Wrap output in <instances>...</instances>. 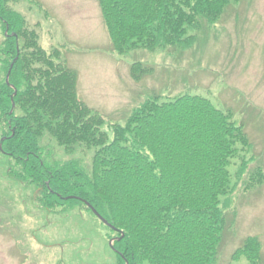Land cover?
<instances>
[{
    "label": "trees",
    "instance_id": "trees-1",
    "mask_svg": "<svg viewBox=\"0 0 264 264\" xmlns=\"http://www.w3.org/2000/svg\"><path fill=\"white\" fill-rule=\"evenodd\" d=\"M97 2L112 53L125 57L189 49L203 25L220 22L239 0ZM15 5L0 0V156L8 176L33 189V200L48 213L79 207L97 219L90 204L118 231L101 222L108 240L120 238L112 251L117 264H216L227 227L221 199L237 187L230 167L239 160V181L249 167L252 145L244 126L207 98L155 95L124 125L111 126L110 140L104 117L79 98L78 73L62 60L61 49H43ZM152 72L138 62L130 66L134 82ZM45 140L67 154L91 152L90 171L78 160L50 161ZM251 177L257 178L251 185L263 179L259 171ZM242 258L263 264L258 238L246 239L232 261Z\"/></svg>",
    "mask_w": 264,
    "mask_h": 264
},
{
    "label": "rangeland",
    "instance_id": "rangeland-1",
    "mask_svg": "<svg viewBox=\"0 0 264 264\" xmlns=\"http://www.w3.org/2000/svg\"><path fill=\"white\" fill-rule=\"evenodd\" d=\"M15 1L14 10L37 30L43 49H61L62 60L78 73L79 98L104 117L110 140L111 126L124 125L134 108L155 95L201 96L231 112L252 149L240 181L239 160L230 167L237 187L221 199L227 227L216 264H249L232 256L250 237L260 241L264 264V0H239L220 22L203 25L189 49L137 50L125 57L112 53L97 0ZM3 40L0 22V45ZM137 62L153 72L134 82L130 66ZM43 145L50 161L78 160L90 171L91 152L67 154L51 140ZM256 171L263 179L251 185ZM33 195L8 176L0 156V264H117L100 221L79 207L48 213Z\"/></svg>",
    "mask_w": 264,
    "mask_h": 264
},
{
    "label": "water",
    "instance_id": "water-1",
    "mask_svg": "<svg viewBox=\"0 0 264 264\" xmlns=\"http://www.w3.org/2000/svg\"><path fill=\"white\" fill-rule=\"evenodd\" d=\"M14 63H15V61L12 63V65H11V67H10V70H9V72H8V75H7V78H6V82L8 83L9 82V78H10V74H11V70H12V68H13V66H14ZM15 94H16V92H15ZM12 104H13V108H14V103H13V98H12ZM0 150H2V147H1V144H0ZM68 199H73V198H68ZM86 205L91 209V211L93 212V214L104 224V225H106L107 227H109L110 229H112V230H114L115 232H118L117 230H115L111 225H109V223L105 220V219H103L98 213H97V211L90 205V204H88L87 202H86ZM123 235V234H122ZM123 237V236H122ZM120 238H118V240H119ZM114 241L115 240H111L110 241V243H109V246H110V248L112 249V250H114V248H113V243H114Z\"/></svg>",
    "mask_w": 264,
    "mask_h": 264
}]
</instances>
